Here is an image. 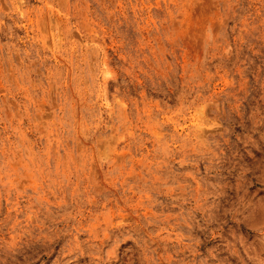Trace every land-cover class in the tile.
Masks as SVG:
<instances>
[{"label":"rangeland","instance_id":"rangeland-1","mask_svg":"<svg viewBox=\"0 0 264 264\" xmlns=\"http://www.w3.org/2000/svg\"><path fill=\"white\" fill-rule=\"evenodd\" d=\"M0 264H264V0H0Z\"/></svg>","mask_w":264,"mask_h":264}]
</instances>
